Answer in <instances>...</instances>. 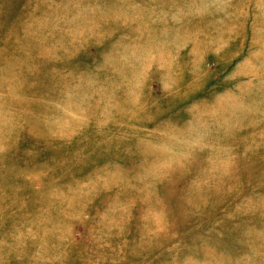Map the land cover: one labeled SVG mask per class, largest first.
Wrapping results in <instances>:
<instances>
[{
	"label": "rangeland",
	"instance_id": "1",
	"mask_svg": "<svg viewBox=\"0 0 264 264\" xmlns=\"http://www.w3.org/2000/svg\"><path fill=\"white\" fill-rule=\"evenodd\" d=\"M0 264H264V0H0Z\"/></svg>",
	"mask_w": 264,
	"mask_h": 264
}]
</instances>
